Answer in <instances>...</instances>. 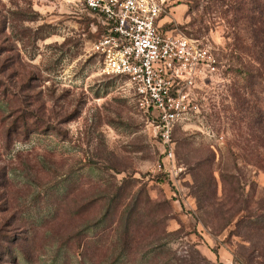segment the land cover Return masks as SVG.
<instances>
[{"label":"rangeland","instance_id":"1","mask_svg":"<svg viewBox=\"0 0 264 264\" xmlns=\"http://www.w3.org/2000/svg\"><path fill=\"white\" fill-rule=\"evenodd\" d=\"M240 1L164 3L160 32L204 47L219 71L198 84L166 159L152 116L101 71L96 16L79 0H0V128L36 123L7 150L0 136V234L13 237L17 264H264V75L257 105L246 95L259 129L232 97L236 71L258 67ZM121 185L105 212L103 196ZM133 203L132 240L117 218Z\"/></svg>","mask_w":264,"mask_h":264},{"label":"built area","instance_id":"2","mask_svg":"<svg viewBox=\"0 0 264 264\" xmlns=\"http://www.w3.org/2000/svg\"><path fill=\"white\" fill-rule=\"evenodd\" d=\"M79 1L103 27L92 48L102 73L126 82L173 159L174 129L197 110L195 90L218 74L216 58L184 35L160 32L166 0Z\"/></svg>","mask_w":264,"mask_h":264},{"label":"trees","instance_id":"3","mask_svg":"<svg viewBox=\"0 0 264 264\" xmlns=\"http://www.w3.org/2000/svg\"><path fill=\"white\" fill-rule=\"evenodd\" d=\"M248 6L245 4L243 0L237 4L235 11L237 14L240 15L239 19L251 20V33H252V48L253 51L250 52L252 54V58L255 63L258 65L256 69L253 67L246 68L245 70L239 69L236 72L239 75H244L243 86L237 87L233 89L232 97L235 100V112L236 116L238 113L246 112V114L256 115L258 119H256L255 124L260 127L262 126V114L261 110L258 111L255 109L253 102L248 100L247 97H251L254 99L253 101L257 105V100L255 98V94L257 89L259 88L261 82H263V75H264V0H251V4L249 5L250 8V17L246 16V8ZM245 50H249L246 48ZM244 90V94L242 93ZM236 118V117H234ZM36 123L29 124L26 119L21 118L19 121H13L6 126L0 128V136L3 137V149H9V146L12 145V142L18 137L19 134L24 135L26 137L29 132L31 131L29 128L35 126ZM30 130V131H29ZM34 133V132H33ZM262 132H259V134ZM0 189H4L5 185L8 183V174L5 169L0 170ZM125 182V181H124ZM123 182V184H124ZM205 185L203 183H199L197 185V192L202 194L204 192ZM122 193V185L120 187H116L112 194L107 196H103V199H107L105 202V212L110 213V210L114 208L116 210L117 204L121 203V196ZM144 193V189H140L134 194V200H140L141 195ZM134 202V201H133ZM136 203L128 205L126 209L121 210L118 213L117 218V228L120 229V234L125 239L133 238L134 234H136L135 229L131 228L133 225L132 219L137 214L135 212ZM116 214V213H115ZM9 225V219L7 218L1 226L7 227ZM89 226L88 228H91ZM2 228V227H1ZM3 230V229H2ZM0 229V233L2 232ZM133 240V239H132ZM131 240V241H132ZM12 242V246L10 243ZM15 241H13V237H9L6 235L0 234V264H3V261L6 259L9 264H17V256L15 255ZM130 251V249H127ZM125 250V251H127ZM123 250H121V253Z\"/></svg>","mask_w":264,"mask_h":264}]
</instances>
